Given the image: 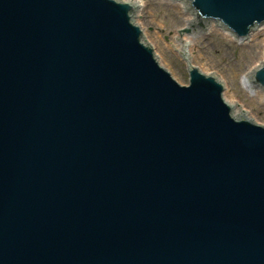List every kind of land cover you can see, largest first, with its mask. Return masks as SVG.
I'll return each instance as SVG.
<instances>
[{"label":"water","instance_id":"water-1","mask_svg":"<svg viewBox=\"0 0 264 264\" xmlns=\"http://www.w3.org/2000/svg\"><path fill=\"white\" fill-rule=\"evenodd\" d=\"M147 1L187 85L138 0H0V264H264V0ZM218 26L253 116L189 59Z\"/></svg>","mask_w":264,"mask_h":264},{"label":"rangeland","instance_id":"rangeland-1","mask_svg":"<svg viewBox=\"0 0 264 264\" xmlns=\"http://www.w3.org/2000/svg\"><path fill=\"white\" fill-rule=\"evenodd\" d=\"M139 25L154 50L158 49L160 63L165 64L172 76L185 84L180 59L170 54L169 48L162 49V38L168 39L181 20L177 7H166L145 0L140 8ZM189 48V59L204 73L211 72L223 82L225 92L231 101L253 116L251 92L244 93L237 87L238 75L256 58V41L239 43L225 40L217 31L194 38Z\"/></svg>","mask_w":264,"mask_h":264},{"label":"bare ground","instance_id":"bare-ground-1","mask_svg":"<svg viewBox=\"0 0 264 264\" xmlns=\"http://www.w3.org/2000/svg\"><path fill=\"white\" fill-rule=\"evenodd\" d=\"M144 2H145V0H138V3H139V11H138L137 16H139L140 8H141V6L144 4ZM136 23L139 25V21H138V19H136ZM139 26H140V25H139ZM140 27H141V26H140ZM193 41H194L193 39L188 40V41H187V45L194 44V43H192ZM257 56H258V53L256 54V57H257ZM191 64L193 65L192 60H191Z\"/></svg>","mask_w":264,"mask_h":264}]
</instances>
